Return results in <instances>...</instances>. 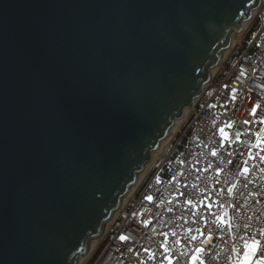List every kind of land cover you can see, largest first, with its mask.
<instances>
[{
	"label": "water",
	"instance_id": "1",
	"mask_svg": "<svg viewBox=\"0 0 264 264\" xmlns=\"http://www.w3.org/2000/svg\"><path fill=\"white\" fill-rule=\"evenodd\" d=\"M264 0H0V264H82Z\"/></svg>",
	"mask_w": 264,
	"mask_h": 264
},
{
	"label": "built area",
	"instance_id": "2",
	"mask_svg": "<svg viewBox=\"0 0 264 264\" xmlns=\"http://www.w3.org/2000/svg\"><path fill=\"white\" fill-rule=\"evenodd\" d=\"M257 13L249 45L199 98L84 264H241L248 252V264L264 261V4Z\"/></svg>",
	"mask_w": 264,
	"mask_h": 264
},
{
	"label": "bare ground",
	"instance_id": "3",
	"mask_svg": "<svg viewBox=\"0 0 264 264\" xmlns=\"http://www.w3.org/2000/svg\"><path fill=\"white\" fill-rule=\"evenodd\" d=\"M247 26H248V24L246 25V28H247ZM246 28H245V30H246ZM245 30H244V31H245ZM244 31L237 32V33L235 34L234 41L237 40L238 37H239L242 33H244ZM235 43H236V41H235ZM213 72H214V74H215L217 71L215 70V71H213ZM193 107H194V106H193ZM193 107L188 108V109L185 110L184 116H183L181 119H179V120L176 121V124H175V126H174L172 132L170 133L169 137H168L164 142H162V143L160 144V146H159L155 151L152 152V154H151V158H150V160H149L148 163H147L146 170H145L144 173L141 175V177H140V179H139V183L137 184V187H138L139 184L141 183V181H142V179L144 178V176L149 172V170L152 168V166L156 163V161H157V160H158V159L164 154V152H165L166 149H167V146L169 145L170 140L172 139L171 137L173 136V133H174V132L176 131V129L178 128V125H179V124H180V123H181L186 117H188V115H189V113L191 112V110L193 109ZM137 187H135L133 190H131L130 194L128 195V197L126 198V200L123 202L122 207L124 206V204H125L126 201L128 200V198H129V196L131 195V193H132ZM122 207H121V208H122ZM107 227H108V224H107V226L105 227V230L107 229ZM97 243H98V241H95V242L93 243L92 251H93V249L95 248V246H96ZM85 260H86V259H85ZM82 264H84V261L82 262Z\"/></svg>",
	"mask_w": 264,
	"mask_h": 264
},
{
	"label": "rangeland",
	"instance_id": "4",
	"mask_svg": "<svg viewBox=\"0 0 264 264\" xmlns=\"http://www.w3.org/2000/svg\"><path fill=\"white\" fill-rule=\"evenodd\" d=\"M259 14H260V13H256V15H255V17H254L253 20H255V18L259 17ZM253 20L248 24V26H247L246 30L244 31V33H242V34L238 37V39L235 40V41H236L235 46H236L237 48H239V47H241L242 45H245V44H246V46L249 45V43H250V41H251V39H252L254 33L257 31V30H256L255 32H253L249 38L247 37V35H248V31H249L250 27H251L252 24H253ZM235 46H234V48H235ZM234 48H233V49H234ZM230 54H231V52H230V53L227 55V57L225 58V61H224V63H223V64H225V62H227V64H226L225 66H227L228 64L232 65L233 60L229 58ZM221 68H222V66H221ZM214 84H215V82H214V83L212 82V83L210 84L209 88H207V90H206V95H208V94L213 90V88H214V86H215ZM186 118H187V117H186ZM186 118H185V119H184V120L178 125V128H177L176 131L173 133V135L179 130V128L182 126V124H183V122L186 120ZM188 123H189V122L184 123V125H183L184 128L188 125ZM172 137H173V136H172ZM172 137H171V138H172ZM247 255H248V263H249L250 260H251V257H253L252 252H248ZM244 262H245V258L243 259V261H242L241 264H244Z\"/></svg>",
	"mask_w": 264,
	"mask_h": 264
},
{
	"label": "trees",
	"instance_id": "5",
	"mask_svg": "<svg viewBox=\"0 0 264 264\" xmlns=\"http://www.w3.org/2000/svg\"><path fill=\"white\" fill-rule=\"evenodd\" d=\"M260 25H261V18L260 17L255 18V20H253L252 26L250 27V29L248 31L247 37L249 38L253 32H255L256 30H258V28L260 27ZM246 47H247L246 44L245 45H242L239 48H237L235 46V48L231 51V54H230L229 58L232 59V60H234L235 58H237L244 51V49ZM226 64H227V62H225V64L222 65V68L219 70V72H217L215 74V76H214V78L212 80L213 83L215 82L214 85L218 84L219 82H221L223 80V78L225 77V74H226L227 70L231 67L230 64H228L227 66H225ZM103 246L104 245H102V247ZM102 247L100 248L99 252L101 251ZM93 259L91 260V262H93ZM91 262H90V264H91Z\"/></svg>",
	"mask_w": 264,
	"mask_h": 264
},
{
	"label": "snow or ice",
	"instance_id": "6",
	"mask_svg": "<svg viewBox=\"0 0 264 264\" xmlns=\"http://www.w3.org/2000/svg\"><path fill=\"white\" fill-rule=\"evenodd\" d=\"M146 198L149 199V200L152 199L151 196L146 197ZM125 238H126V237L121 236V239H125ZM255 247H256L255 244H253V245L250 246V248L253 249V250L255 249ZM195 259H196V257L194 256V257H193V260H195ZM244 264H248V255H247V254H246V256H245V262H244ZM257 264H264V261H258Z\"/></svg>",
	"mask_w": 264,
	"mask_h": 264
},
{
	"label": "crops",
	"instance_id": "7",
	"mask_svg": "<svg viewBox=\"0 0 264 264\" xmlns=\"http://www.w3.org/2000/svg\"><path fill=\"white\" fill-rule=\"evenodd\" d=\"M253 257H251V259H252ZM251 261V260H250Z\"/></svg>",
	"mask_w": 264,
	"mask_h": 264
}]
</instances>
